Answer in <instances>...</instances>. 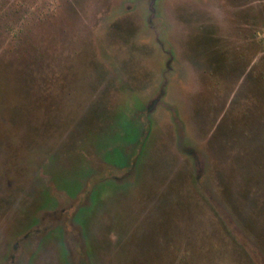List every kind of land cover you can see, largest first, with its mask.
I'll return each instance as SVG.
<instances>
[{
  "label": "rangeland",
  "instance_id": "obj_1",
  "mask_svg": "<svg viewBox=\"0 0 264 264\" xmlns=\"http://www.w3.org/2000/svg\"><path fill=\"white\" fill-rule=\"evenodd\" d=\"M0 264H264V0H0Z\"/></svg>",
  "mask_w": 264,
  "mask_h": 264
}]
</instances>
